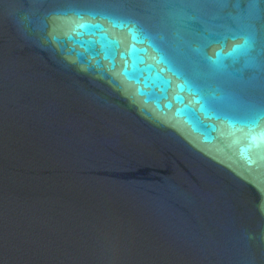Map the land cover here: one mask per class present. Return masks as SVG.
Wrapping results in <instances>:
<instances>
[{"label":"water","instance_id":"95a60500","mask_svg":"<svg viewBox=\"0 0 264 264\" xmlns=\"http://www.w3.org/2000/svg\"><path fill=\"white\" fill-rule=\"evenodd\" d=\"M0 264H264V0H0Z\"/></svg>","mask_w":264,"mask_h":264}]
</instances>
